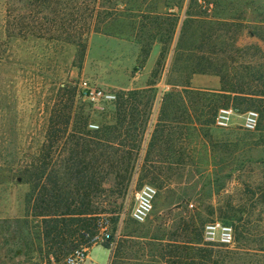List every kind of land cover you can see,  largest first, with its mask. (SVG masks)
I'll list each match as a JSON object with an SVG mask.
<instances>
[{
    "label": "trees",
    "instance_id": "obj_1",
    "mask_svg": "<svg viewBox=\"0 0 264 264\" xmlns=\"http://www.w3.org/2000/svg\"><path fill=\"white\" fill-rule=\"evenodd\" d=\"M31 1L52 14L51 18H34L36 27H43L41 19L54 25L60 32L55 39L75 46V57L80 61L86 55L92 31L109 34L98 25L99 21L93 25L94 17L99 18L102 13L98 8L103 7L102 0ZM195 6L202 8L200 13L193 12ZM208 9L212 14H206ZM154 20L157 28L163 25L157 17ZM195 23L206 28L194 39L197 44L190 34L189 40L194 44L184 48L187 32ZM26 25L29 24L20 21V35ZM222 25L238 28L239 32L249 29L250 36L264 42V0H190L174 53L176 61L185 62L181 71L186 80L169 82L172 88L162 97L147 147L144 142L158 93L159 68L166 61L173 40L170 31L166 37L157 32L148 35V40L137 39L142 63L151 56L156 41L162 44L157 67L145 85L117 90L114 100L108 102L109 110L98 112L94 103L83 101L77 88L58 75L53 88L56 101L45 117L37 148L26 151L29 161L12 160L0 168V173H8L7 188L14 184L28 188L21 197L19 213L8 216L0 212V264H65L66 257L76 248L94 246L102 216L111 222L112 237L100 244L111 248L135 176L139 184L150 183L158 191L170 185L174 173L194 164L199 137L209 140L221 171L230 167L227 159L232 154L231 145L235 151L241 148L240 144L264 145L262 51L258 46L251 52L252 44L238 46V31L233 46L226 48L225 35L214 38L213 30L218 31ZM14 36L18 40L25 37ZM249 55V62L242 60ZM194 74L218 76L220 90L192 88ZM229 106L241 113L257 110V128L217 126L218 110ZM233 134L236 141L230 138ZM238 155L230 172L247 164L242 152ZM221 180L220 174L216 182L221 185ZM5 191L0 188V199ZM251 191L255 203L264 208V188ZM263 213L256 214L246 206L220 207L218 219L234 228L232 244L206 242L204 226L208 222L201 213L185 223L182 236L165 238L130 231L109 264H264V224L260 222Z\"/></svg>",
    "mask_w": 264,
    "mask_h": 264
},
{
    "label": "rangeland",
    "instance_id": "obj_2",
    "mask_svg": "<svg viewBox=\"0 0 264 264\" xmlns=\"http://www.w3.org/2000/svg\"><path fill=\"white\" fill-rule=\"evenodd\" d=\"M101 2L103 7L98 8L102 13L99 18L94 17L93 25L99 21L98 25L109 34L92 31L86 55L80 61L75 57V46L55 39L60 32L54 25L41 19L43 27L38 28L37 23L32 22L37 17L51 18L49 9H41L31 0H0V168H5V162L12 160L29 161L28 156H25L26 151L33 152L37 148L45 117L49 115L56 101L53 88L58 75L76 88L83 78L102 82L114 92L122 88L143 86L157 67L162 44L156 41L151 56L142 63L141 45L137 39L148 40L150 34L153 36L157 32L159 34L161 32L166 37L167 31H170L173 40L166 61L159 68L158 93L154 102L150 129L144 142V147H147L158 120L162 97L172 88L169 82L186 80V74L181 71L185 62L176 61L174 53L190 0H102ZM167 3L169 6H166ZM173 4L179 5L173 6ZM201 9L195 6L193 12L200 13ZM40 10H44V13ZM65 14H68L67 8ZM206 14H212V10L208 9ZM156 17L158 22L163 23L159 28L155 26ZM20 21H25L29 25H26L24 33L21 34L25 37L18 40L14 35L21 36ZM218 26L219 24H216L215 27ZM203 27L204 25L194 24L192 30L187 32L185 40L188 41L183 44L184 48L194 44L191 43V39L189 40L190 34L193 35V40L197 39ZM213 31H215V39L220 35L226 36L223 37V41L226 42L224 46L229 48L234 44L235 31L237 32L238 28L222 25L218 31L216 29ZM248 31L249 29L238 31L237 45L252 44L254 47L251 52L258 50L259 46L262 51L260 55L264 60V42L250 36ZM194 42L197 44V41ZM250 56L242 60L249 62L252 59ZM217 80L219 77L216 75L194 74L191 85L194 89L213 90L217 86ZM108 102L111 101L93 106L98 112L106 111L111 108ZM238 122H241V118H237L229 128L241 127ZM223 132L225 130L219 131L220 134ZM230 138L236 141L234 134ZM240 147L235 151L234 145H231L232 154L227 159L230 167L221 171L215 164L218 156L212 152L209 140L199 137L195 142L194 164L179 173H174L172 183L159 189L154 210L143 223H134L131 219L135 192L143 185L139 184L135 176L123 203L121 219L115 235L116 247L109 248L100 243L94 244L90 251L91 264H109L120 241L130 231L145 236L164 235L168 238L182 236L185 223L198 213H201L207 222L220 221L217 215L220 207L246 206L256 214L259 211L264 212V208H260L255 203L251 191L264 188V145L240 144ZM20 151L21 154L15 156V152ZM240 152L243 154V159H248L247 164L239 171L230 172ZM220 174L223 178L221 185L223 184L224 187L216 182V177ZM7 176L6 171L0 173V188L6 189L0 199V212L12 216L19 213L22 205L21 197L28 188L23 184H14L7 188L9 179ZM260 219L264 224V213ZM99 224L101 229L102 226H107L112 233L111 222L107 217L102 216ZM100 235L101 230L93 240Z\"/></svg>",
    "mask_w": 264,
    "mask_h": 264
},
{
    "label": "built area",
    "instance_id": "obj_3",
    "mask_svg": "<svg viewBox=\"0 0 264 264\" xmlns=\"http://www.w3.org/2000/svg\"><path fill=\"white\" fill-rule=\"evenodd\" d=\"M78 95L85 100L100 105L101 102L112 101L115 98V92L102 82L92 81L90 79H81L78 83ZM238 122L247 130H255L259 124L260 114L257 110L251 109L246 112H239L233 106L220 108L216 115V125L227 128ZM91 127L97 128L95 124ZM158 195L156 186L145 183L135 192V203L131 211V217L137 222H145L154 210L155 201ZM112 233L107 226H102L101 235L94 240V244L110 240ZM234 228L231 225L220 221L208 222L204 226V240L206 242L232 244L234 242ZM117 239L111 242V248L116 247ZM91 248L88 246L76 248L66 257L65 264H91Z\"/></svg>",
    "mask_w": 264,
    "mask_h": 264
},
{
    "label": "crops",
    "instance_id": "obj_4",
    "mask_svg": "<svg viewBox=\"0 0 264 264\" xmlns=\"http://www.w3.org/2000/svg\"><path fill=\"white\" fill-rule=\"evenodd\" d=\"M220 88H221V83H220V79H219V80H217V86L213 90L218 91V90H220Z\"/></svg>",
    "mask_w": 264,
    "mask_h": 264
}]
</instances>
